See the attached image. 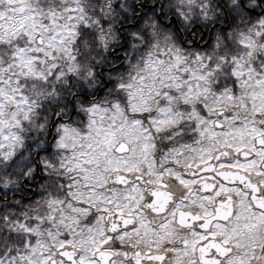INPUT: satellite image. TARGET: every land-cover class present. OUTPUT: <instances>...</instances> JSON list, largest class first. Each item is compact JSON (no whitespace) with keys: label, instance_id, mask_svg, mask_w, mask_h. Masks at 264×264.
<instances>
[{"label":"snow or ice","instance_id":"snow-or-ice-1","mask_svg":"<svg viewBox=\"0 0 264 264\" xmlns=\"http://www.w3.org/2000/svg\"><path fill=\"white\" fill-rule=\"evenodd\" d=\"M0 264H264V0H0Z\"/></svg>","mask_w":264,"mask_h":264}]
</instances>
